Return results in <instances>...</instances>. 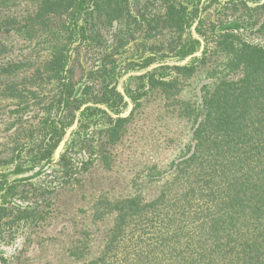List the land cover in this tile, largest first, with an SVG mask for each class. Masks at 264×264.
I'll list each match as a JSON object with an SVG mask.
<instances>
[{
    "label": "trees",
    "instance_id": "1",
    "mask_svg": "<svg viewBox=\"0 0 264 264\" xmlns=\"http://www.w3.org/2000/svg\"><path fill=\"white\" fill-rule=\"evenodd\" d=\"M130 1L0 0V38L21 39L15 49L0 39V100L6 106L0 125L9 126L0 138L13 144L4 156L31 143L48 146L39 159L50 156L70 126L73 102L87 95L92 104L121 103L112 57L138 34L159 38L158 47H150L158 54L191 56L203 44L201 56L187 64H159L134 78L140 94L160 97L167 114L191 123L190 144L167 166L150 165L143 177H131L127 197L97 196L90 226L73 224L62 232L70 237L66 252L78 264H264V47L250 42L246 30L205 34L197 8L188 7L194 0H161L151 18L135 16ZM226 3L229 16L246 24L255 23L251 13L261 15L255 32L264 34V0L252 8L247 0ZM240 9L246 15L235 17ZM195 23L200 39L189 31ZM81 49L97 54L87 79L100 86L91 93L86 85L75 99L72 54L78 57ZM153 64L149 56L141 68ZM201 75L198 97H186ZM65 101L69 110L56 119ZM129 119L110 118L103 131L98 161L107 168L111 158L104 149L119 142ZM47 199L49 209L59 207L53 195L27 209H10L3 198L0 241L13 239L20 227L33 235V244L43 241L52 216L41 208ZM97 244V254L86 259Z\"/></svg>",
    "mask_w": 264,
    "mask_h": 264
},
{
    "label": "rangeland",
    "instance_id": "2",
    "mask_svg": "<svg viewBox=\"0 0 264 264\" xmlns=\"http://www.w3.org/2000/svg\"><path fill=\"white\" fill-rule=\"evenodd\" d=\"M160 1L131 0L130 8L135 16L146 15L147 18H151L161 10ZM227 1L194 0L188 4V7L197 8V13L203 20L201 30L205 34L246 30L250 42L264 47V34L255 32L258 27L256 22L261 15L251 13L255 23L246 24L242 19L229 16L231 11ZM247 1H249L248 6L252 8L256 6L255 3L263 0ZM244 15L246 14L243 9L234 14L235 17H244ZM196 26V23L192 24L189 31L195 39H200L195 30ZM0 39L14 46V49L21 43V39L16 36ZM159 41V38L145 39L144 35L138 34L135 40L115 50L112 57L115 65L112 85L122 95V102L115 104V108H110L106 105L85 102L90 100L88 95L84 97L83 103L73 102L72 116L66 120L70 126L65 129L60 143L50 156L39 159V155L44 153L48 146H39L37 143L26 144L19 148L18 152H20L14 156H4L13 144L8 138H0V206L4 205L3 198H5V203L7 202L10 209L11 207L27 209L33 207L35 202H42L43 197L50 198L52 195L59 205V207L51 206L49 209L46 205L48 199L41 204V208L45 211L49 209L48 213L52 215L49 225L43 228L45 229L43 241L35 239L33 244L31 240L33 235H28L26 227H20L13 239L8 242L0 241V264H78L80 261L69 257L66 252L70 243L69 233L62 232L73 224L89 227L92 201L100 194L111 199L127 197L131 193L128 186L131 177H143L142 170L150 165L165 167L186 150L191 142V123L186 119L167 114L160 97L140 94V88L134 78L158 67L159 64H187L193 57L201 56L203 44L196 48L194 55L184 57L182 54H169L166 51H163L164 54L152 52L155 48L150 47L152 45L158 47L159 44L156 42ZM79 53L78 57L72 54V57L76 58L75 62L73 60L72 71L75 99L83 97L81 94L86 85H91L93 89L91 93H95L100 86L99 80L95 81L94 77L87 79V73L97 67V54L89 53L85 49L79 50ZM149 56H152L155 64L148 69H142L144 60ZM203 77L201 75L192 80L190 92L186 93V97H198ZM63 105L55 113L56 119L62 115ZM4 107H6L5 101L0 100V110ZM67 110L69 108H66L64 113ZM128 116L129 122L119 142L104 147L106 148L104 154H108L111 158V164L107 168L98 161L100 157L98 148L104 141L103 131L108 127L110 118ZM8 127V125H0V131L7 130ZM8 130L13 131L10 128ZM7 157L11 161L2 163ZM51 158L52 168L44 176L33 181L11 184V178L32 173ZM80 177H83L82 183L77 185L71 183L72 178ZM14 185L18 186L11 188ZM106 193L110 195H105ZM54 209L55 213L52 212ZM98 250V244L93 246L86 259L94 257Z\"/></svg>",
    "mask_w": 264,
    "mask_h": 264
},
{
    "label": "water",
    "instance_id": "3",
    "mask_svg": "<svg viewBox=\"0 0 264 264\" xmlns=\"http://www.w3.org/2000/svg\"><path fill=\"white\" fill-rule=\"evenodd\" d=\"M229 27L231 28L233 26H229ZM65 107H66V101L63 105V112L65 110ZM52 165H53V160L51 158V159H48L47 161H45L44 164H42L39 168H37L32 173H30L28 175H24V176L13 177V178H11L10 182L12 184V183H23V182L36 180V179L44 176L48 172H50Z\"/></svg>",
    "mask_w": 264,
    "mask_h": 264
}]
</instances>
